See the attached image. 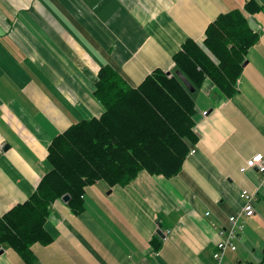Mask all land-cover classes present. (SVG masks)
<instances>
[{
  "label": "crops",
  "instance_id": "1",
  "mask_svg": "<svg viewBox=\"0 0 264 264\" xmlns=\"http://www.w3.org/2000/svg\"><path fill=\"white\" fill-rule=\"evenodd\" d=\"M257 1L262 11L245 15L259 41L237 93L227 98L207 79L193 94L198 142L181 172L166 179L142 171L127 186L97 182L85 189L81 214L55 201L45 224L53 242L34 244L28 258L3 245L0 264H215L221 227L244 207L243 190L255 195L256 212L226 264H264V174L240 171L264 154V0ZM245 3L0 0V217L35 193L51 169L52 141L104 113L94 96L103 66L133 88L157 69L173 73L186 40L201 44L209 24Z\"/></svg>",
  "mask_w": 264,
  "mask_h": 264
},
{
  "label": "trees",
  "instance_id": "2",
  "mask_svg": "<svg viewBox=\"0 0 264 264\" xmlns=\"http://www.w3.org/2000/svg\"><path fill=\"white\" fill-rule=\"evenodd\" d=\"M260 11L257 0H246L243 11L220 14L201 44L192 39L182 44L172 76L157 69L133 88L115 69L103 66L94 96L104 113L72 125L52 141L51 169L35 193L0 217V248L7 245L28 258L34 244L52 243L45 229L52 204L69 195V208L81 214L85 189L97 182L127 186L142 171L166 179L177 176L198 136L193 94L175 72L195 89L210 79L225 97H233L247 54L259 41L245 14Z\"/></svg>",
  "mask_w": 264,
  "mask_h": 264
},
{
  "label": "built area",
  "instance_id": "3",
  "mask_svg": "<svg viewBox=\"0 0 264 264\" xmlns=\"http://www.w3.org/2000/svg\"><path fill=\"white\" fill-rule=\"evenodd\" d=\"M206 115V113H204ZM196 150L192 149L190 154H195ZM249 170H256L264 174V154H255L246 160L241 167V173ZM241 198L244 201V207L228 219V225L221 227V239L215 246L213 259L215 264H226L227 257L230 253L238 250L237 241L245 231V219L255 215V195L247 190L241 192ZM209 215V214H207Z\"/></svg>",
  "mask_w": 264,
  "mask_h": 264
},
{
  "label": "water",
  "instance_id": "4",
  "mask_svg": "<svg viewBox=\"0 0 264 264\" xmlns=\"http://www.w3.org/2000/svg\"><path fill=\"white\" fill-rule=\"evenodd\" d=\"M169 76L172 75V73H168ZM175 75L179 78V80L183 83V85L186 87V89L189 91V93L194 94L196 92V89L191 85V83L187 80V78L180 72L176 71ZM63 201L69 202L70 196L66 195L62 198ZM158 234L160 237L165 238V235L162 233V226L159 224V231Z\"/></svg>",
  "mask_w": 264,
  "mask_h": 264
},
{
  "label": "rangeland",
  "instance_id": "5",
  "mask_svg": "<svg viewBox=\"0 0 264 264\" xmlns=\"http://www.w3.org/2000/svg\"><path fill=\"white\" fill-rule=\"evenodd\" d=\"M245 264H248L247 262H245Z\"/></svg>",
  "mask_w": 264,
  "mask_h": 264
}]
</instances>
